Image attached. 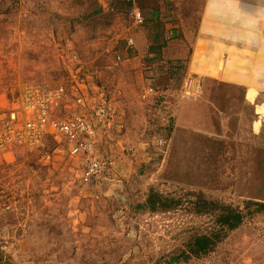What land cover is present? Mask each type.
<instances>
[{"label": "rangeland", "instance_id": "obj_1", "mask_svg": "<svg viewBox=\"0 0 264 264\" xmlns=\"http://www.w3.org/2000/svg\"><path fill=\"white\" fill-rule=\"evenodd\" d=\"M201 2L0 0L1 138L28 88L63 92L43 148L0 145V264H264V26L232 83L168 54ZM100 89L115 114L88 181L52 125L90 115L77 98Z\"/></svg>", "mask_w": 264, "mask_h": 264}, {"label": "crops", "instance_id": "obj_2", "mask_svg": "<svg viewBox=\"0 0 264 264\" xmlns=\"http://www.w3.org/2000/svg\"><path fill=\"white\" fill-rule=\"evenodd\" d=\"M199 10L198 24L186 32L180 30L183 37L169 43V56L187 58L188 65L200 60L206 68L216 67L218 74L219 68H225L231 72L227 75L232 83L238 82L234 69L243 66L244 83L249 82L257 32L264 26V0H202Z\"/></svg>", "mask_w": 264, "mask_h": 264}, {"label": "built area", "instance_id": "obj_3", "mask_svg": "<svg viewBox=\"0 0 264 264\" xmlns=\"http://www.w3.org/2000/svg\"><path fill=\"white\" fill-rule=\"evenodd\" d=\"M131 16L136 24L144 23V16L140 11L131 12ZM117 60L120 61V57ZM153 91V88L147 90L148 93ZM62 93V90L57 88L46 90L28 88L25 92L24 108L27 112L29 111V115L24 121L17 116L16 121L12 123L15 126L10 125L6 138H1L0 133V145H3L6 140L43 148L44 137L49 131L47 126L51 105L63 96ZM107 97L104 89L98 90L94 95L86 92L85 95L77 98V103L81 105L82 110H88L90 115L80 114L52 125L54 131L69 142L70 153L81 156L85 161L82 176L88 181L96 180L106 169L105 161L94 153V145L100 136V131L114 120L115 109ZM19 120L24 125H18Z\"/></svg>", "mask_w": 264, "mask_h": 264}, {"label": "trees", "instance_id": "obj_4", "mask_svg": "<svg viewBox=\"0 0 264 264\" xmlns=\"http://www.w3.org/2000/svg\"><path fill=\"white\" fill-rule=\"evenodd\" d=\"M242 220H243V218H242L241 214H237L233 217L225 216L223 221H222L223 227L220 230L219 234H224L229 230H234L235 228H237L242 223Z\"/></svg>", "mask_w": 264, "mask_h": 264}]
</instances>
